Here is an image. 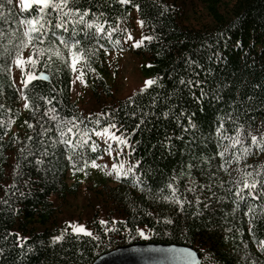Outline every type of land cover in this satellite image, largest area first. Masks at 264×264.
Here are the masks:
<instances>
[{
	"label": "trees",
	"instance_id": "16d2710c",
	"mask_svg": "<svg viewBox=\"0 0 264 264\" xmlns=\"http://www.w3.org/2000/svg\"><path fill=\"white\" fill-rule=\"evenodd\" d=\"M69 8L81 10L73 18L87 9L85 20L92 28L79 21L73 24L67 15L61 18L68 21L67 31L56 28L58 13L51 3L21 9L16 0H0V264H91L106 250L142 240L192 244L201 253V264H264V248L258 246L264 239L260 184L252 196L247 195L249 189H242L244 199L237 200L229 183L235 169L245 165L252 166L249 171L260 172L258 180L264 179V0H69L64 12ZM134 17L143 21L141 45L130 49L147 59L144 72L155 83L121 97L115 95L114 79H108L107 58L110 51L128 47L123 37L132 32ZM33 18L38 20L35 27L47 36L37 42V33L31 32L33 40L28 43L24 33ZM97 24L103 29L97 31ZM75 35L81 41L75 49L81 53V72L91 86V96L98 99V107L88 111L72 94L70 56L75 53L58 40L64 36L71 45ZM149 36L152 39H144ZM27 47L35 63L26 59L23 66L18 64L22 69L18 85L13 68ZM41 70L49 72V81L35 78L23 84L28 72L35 77ZM181 79L193 83L181 84ZM36 96L47 97L51 103L36 101ZM53 115L57 121L75 123L71 120L75 116L82 122L86 142L76 149L82 157L54 142L59 133ZM221 118L222 133L226 129L225 134L233 136L244 125L240 138L245 147L251 145L239 164L226 165L228 171L215 155L230 143L224 140L222 148H217L215 129ZM110 124L116 125L111 132L128 141L123 168L141 161L127 177L112 171L114 182L111 172L96 170L90 163L95 159L101 167V158L117 159L105 149L117 148L118 142L103 134L105 144L96 135ZM248 132L257 135L260 148L252 145ZM66 136L73 143L79 139L70 133ZM239 149L240 145L229 148L223 160ZM69 156L79 160V170L73 169ZM202 157L209 160L200 163ZM189 163L192 169L187 168ZM174 175L180 198L191 202L183 211L163 199L171 195L166 184ZM137 177L142 184H136ZM190 178L195 193L185 190ZM85 180L96 191L85 208L93 204V197L103 202V221L108 222L101 223L95 206L88 209L84 224L91 236L72 233L73 226L59 215L69 199L80 193ZM220 181L225 182L223 187ZM202 184L206 187L201 188ZM253 205L257 217L249 231L252 214L248 209ZM66 214L73 212L68 209ZM56 235H62V240L53 241Z\"/></svg>",
	"mask_w": 264,
	"mask_h": 264
},
{
	"label": "snow or ice",
	"instance_id": "6c2138e0",
	"mask_svg": "<svg viewBox=\"0 0 264 264\" xmlns=\"http://www.w3.org/2000/svg\"><path fill=\"white\" fill-rule=\"evenodd\" d=\"M69 0H31V2L28 4V8H30L33 4L36 5H41V6H47L51 3L52 8L57 10L58 16L55 22V27L56 28H65V25L68 23L67 20H63L61 19L63 16L67 15L70 19H72V23L76 24L77 21H79V23H83L87 29H91L92 28V23L88 22L87 20H85V15L87 14L88 10L86 9L84 11V13L80 14L78 17L73 18L74 15L76 13H81V10L79 8H69L67 9V12H64V8L67 6ZM122 3H128V0H121ZM137 8H139V5L136 6ZM27 8V9H28ZM45 12V8L41 7L40 8V14L41 16H43ZM38 23V20L36 18H33L30 21V25H32L29 29L28 32H25L24 35L25 37H27V42L31 43L33 40V37L30 35L31 32H36L37 33V42H39L40 40H42L45 36H47V32H42L40 31L37 27H35ZM140 24H143V21H140ZM41 28L44 27V25L40 26ZM96 29L97 31H100L103 29V25L101 24H97L96 25ZM65 31H67V28H65ZM112 31H115V29H112ZM72 32L76 34V28L72 29ZM89 35L91 37L95 36V33H89ZM74 43H72L71 45H69V42L65 40L64 36H60L58 37V40L60 42V44L64 45L65 47H69L71 46V48L73 49V52L75 53V55L70 56V60H71V67L72 70L75 71L76 70V65L78 63V61L81 59V53L75 51L76 46L79 45L81 43V41L79 39L76 38V35L74 36ZM129 39H131V37H129ZM144 39H152V37H144ZM52 43L54 44V41H52ZM141 45V41L137 40L134 44L135 47H139ZM28 61H31L33 64L35 63V60L33 58V56H28L27 57ZM16 63L19 65H23L25 63V60L21 57V56H17L16 58ZM81 76H83V72H81ZM36 77H34L32 72H28L27 73V78L23 81V84L28 85L29 81L35 79ZM43 79L47 80L48 77L42 76ZM86 83V81H85ZM146 85H152L153 83H155L152 79H148L146 82ZM181 84H185L187 83L188 85H192V81L188 80L187 82H185L183 79L180 80ZM200 83L199 80L196 81V84L198 85ZM143 91V89L141 90ZM203 95V93H202ZM34 99L36 101H39L40 99H43L45 101H47L49 104L51 103L50 100H48L47 97H40V96H36L34 97ZM28 104H25V107H28ZM50 111L55 112V109H49ZM104 115H107V113H105ZM133 115H135V113H133ZM163 115L165 117H167L169 115L168 111H165L163 113ZM52 120L57 121V116L53 115L51 117ZM229 120H231V116L228 117ZM72 121H75V123H72L71 121H68L67 119L63 120V121H57L56 124V130L59 133V136L57 138V141L54 142H60L63 143L67 146H69V151L73 152L75 154V156L77 158L82 157L83 153L80 152H76V149L80 146H82L86 140V133L81 129L80 124L82 123L81 121H78L77 118L75 116H73L71 118ZM190 120V118H189ZM96 124H100V120L96 119L94 121ZM190 126L191 127H195L194 124H191L190 121ZM29 127H31V125H29ZM116 125L115 124H110L105 126L104 128H102L100 131H96V135L99 136L102 140H104L105 144H108V140L107 138H110L113 141H117L120 144H127V138L126 137H122V136H117L114 132H111L109 129L110 128H115ZM244 128V125H240V127H237L235 129V133L233 136H228L226 135V129L224 130V132H221V129H224V120L223 118L220 119L219 122V126L216 127L215 132H216V143H217V148L220 149L222 148V144L224 140H229V148H235L236 145H240V149L237 151H233L229 157V159L227 161H224L223 158L226 156V154H228V149H224L221 151H218L217 153H215V155H218L219 157H221L222 159V163L220 164V167L223 168L225 171H228L226 165L231 163L232 161H236L237 164H239V161L242 159L243 156L247 155L250 151H251V145L249 147H245L244 146V140H242L241 137V129ZM75 129V131H74ZM106 130V131H105ZM93 131H95V129H93ZM66 133H70L72 136H79V139L77 140L76 143H73L72 139H69L66 136ZM106 134V137L105 135ZM248 136H250L252 145H255L257 148L261 147V144L258 142V137L257 135H253L251 134V132H248ZM29 139H31V137H29ZM261 139H264V134H261ZM24 149H21V151H23ZM46 151V149H45ZM92 151H96V146L92 145ZM106 152L111 153L112 152V148L110 145H108V147H106L105 149ZM69 161L73 162V169L74 170H79L77 169L76 165L79 162V160H73V156H69L68 157ZM209 160V157H202L200 159V163H204L205 161ZM38 164L42 163L41 160L37 159L36 161ZM91 166L93 167H100V165L97 164V161L95 159L90 161ZM123 161L120 162V164H112V169L116 171L117 176H124L127 177L129 175L130 172H133V168L138 166L141 161L140 160H136L135 161V165H130L127 169L123 168ZM84 166L87 167L88 166V162L85 161L84 162ZM200 164L195 165V167H199ZM194 167V165L192 163H189L187 165L188 169H192ZM208 167H211V164L208 165ZM251 165H245V167L243 169L237 167L235 169L236 175L233 176L231 178V180L229 181V183L234 185V193L235 196L237 197V200H242L244 199V194L242 193V189H249V192L247 193V195L252 196L255 193L253 192V190L257 189V185L260 184V195L262 197H264V179H257V177H260V172H254V171H249L248 169L251 168ZM134 174V173H133ZM135 175V174H134ZM184 175H186L185 172H181L180 176L183 177ZM187 175L189 177H191V172H188ZM212 176H215L216 173H211ZM169 183L166 184V187L168 189L171 190V195L168 196H163L164 200L170 201L175 203L180 211L184 210V205L186 203H191L190 201H186L185 199H181L180 195L178 194V184H176L177 182V177L174 175L170 178ZM187 183V187H186V191H190L195 193L196 192V187L193 183V180L190 178L189 180L186 181ZM224 181H220V186L223 187L224 186ZM136 184L140 185L142 184V181L139 179V177L136 178ZM176 185V186H174ZM201 188L206 187L205 185H200ZM162 191V190H161ZM21 195H23V193H21ZM223 198V197H222ZM199 197L196 198V203L199 204ZM235 202V201H234ZM205 207H207V204L205 205ZM255 205H253L252 207H250L248 209V213H251L252 216L249 218V231H252V219L257 217V213L255 211ZM248 213H246V215H248ZM196 212H193L192 215H196ZM167 223H171V220L165 218ZM69 224H72L71 221L68 222ZM102 224H106L108 223L107 221H101ZM72 233H76V234H84V235H88L91 236L92 233L90 230H88L84 225L82 224H77L75 226H73L71 228ZM230 231V230H229ZM141 234H143V232L141 231ZM27 239V238H24ZM53 241H61L62 240V235H56L53 238ZM259 247L264 248V239L259 240ZM0 251H2V249H0Z\"/></svg>",
	"mask_w": 264,
	"mask_h": 264
},
{
	"label": "rangeland",
	"instance_id": "374dc122",
	"mask_svg": "<svg viewBox=\"0 0 264 264\" xmlns=\"http://www.w3.org/2000/svg\"><path fill=\"white\" fill-rule=\"evenodd\" d=\"M18 6L21 9L28 8V4L31 0H16ZM202 11V10H201ZM134 25L132 28V32L125 35L123 37V42L126 46L121 50L110 51L108 54V64L110 67V72L108 79H114L116 88H114L115 95H119L121 97H126L128 95L133 94L139 89L143 88L146 85V81L150 79V77L144 72V66L147 63V59L142 55H136L131 52L130 46H134L137 40L141 41L142 30L140 19L137 17L133 18ZM131 37V39H129ZM25 61L28 56H30L29 47L25 48L24 51L20 55ZM25 64V63H24ZM23 64V65H24ZM20 65V66H23ZM17 63L13 68L15 80L18 85L21 84L20 76L22 74V69ZM72 94L73 98L78 101L81 108L88 111L94 107H98L97 97L91 96V86L87 82L85 83L84 76H81V69L79 63L76 65V70L73 74L72 80ZM110 142V141H109ZM115 149H112V153L117 155V159H112L110 156H105L101 158V167H94L96 170L100 168H104L111 172L115 171L112 169V164H120L123 161V167L126 165L128 160L126 144H120ZM116 146V145H113ZM113 160V161H112ZM94 176L96 174L94 173ZM112 182L115 181V175H113ZM94 191L90 187V183L88 181L83 182V188L77 196H74L69 199V203L65 204L62 208L63 211L60 212L61 219H66L67 221L72 222V226L77 224L87 223L89 219V215L87 213L88 209H98L99 216L102 220L106 218V212L103 209V202H98L96 198H91L92 205H88L85 208L84 204L88 200L89 196H93ZM68 209L73 212V214L67 215ZM86 209V211H85ZM75 214V215H74ZM88 229V226H85Z\"/></svg>",
	"mask_w": 264,
	"mask_h": 264
},
{
	"label": "water",
	"instance_id": "95a60500",
	"mask_svg": "<svg viewBox=\"0 0 264 264\" xmlns=\"http://www.w3.org/2000/svg\"><path fill=\"white\" fill-rule=\"evenodd\" d=\"M49 72L41 70L35 77L42 79ZM201 253L192 244L142 240L118 245L100 253L91 264H201Z\"/></svg>",
	"mask_w": 264,
	"mask_h": 264
}]
</instances>
